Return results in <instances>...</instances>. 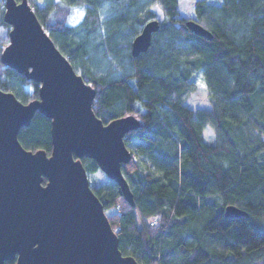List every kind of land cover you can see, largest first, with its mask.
<instances>
[{
    "label": "trees",
    "instance_id": "trees-1",
    "mask_svg": "<svg viewBox=\"0 0 264 264\" xmlns=\"http://www.w3.org/2000/svg\"><path fill=\"white\" fill-rule=\"evenodd\" d=\"M178 1L27 0L95 89V115L139 121L123 137L131 159L121 164L133 204L114 181L98 180L93 159L80 158L105 213L112 209L106 215L121 253L138 264H264V0H195L193 16H180ZM75 7L82 17L70 24ZM3 14L0 0V53L10 30ZM189 18L212 38L191 32ZM150 19L159 27L133 56L131 41ZM197 75L208 107L185 103ZM39 86L0 62V90L27 103ZM206 126L213 143L204 141ZM17 138L50 154V118L36 110ZM228 204L247 214L226 217Z\"/></svg>",
    "mask_w": 264,
    "mask_h": 264
},
{
    "label": "water",
    "instance_id": "water-1",
    "mask_svg": "<svg viewBox=\"0 0 264 264\" xmlns=\"http://www.w3.org/2000/svg\"><path fill=\"white\" fill-rule=\"evenodd\" d=\"M3 18L10 30L0 62L40 86L38 98L27 103L0 90V264H138L119 250L80 160L93 159L133 204L121 164L131 159L123 137L138 119L127 115L103 123L95 115V89L58 50L27 0H4ZM185 25L212 38L191 18ZM158 27L157 19L144 23L131 41L133 56L149 47ZM36 110L51 120L50 154L27 150L17 138ZM223 211L226 217L247 214L233 204Z\"/></svg>",
    "mask_w": 264,
    "mask_h": 264
},
{
    "label": "rangeland",
    "instance_id": "rangeland-1",
    "mask_svg": "<svg viewBox=\"0 0 264 264\" xmlns=\"http://www.w3.org/2000/svg\"><path fill=\"white\" fill-rule=\"evenodd\" d=\"M194 2L195 0H179L178 1V10L180 16H193L194 15ZM83 9L81 7H75L73 12L69 17V23L75 24L82 17ZM197 89L185 100V103L190 107L202 106L208 107L209 104L206 100V87L202 81L201 76L197 75ZM200 79V80H199ZM203 137L206 143H213L215 141V135L212 129L206 126L203 129ZM98 180L103 181L106 178V175L102 172L97 173ZM88 179L90 180V175L88 174ZM91 181V180H90ZM112 209L107 210L106 213L111 212Z\"/></svg>",
    "mask_w": 264,
    "mask_h": 264
}]
</instances>
